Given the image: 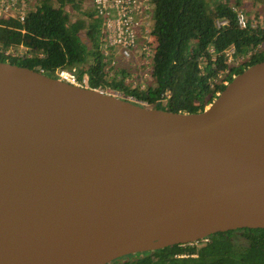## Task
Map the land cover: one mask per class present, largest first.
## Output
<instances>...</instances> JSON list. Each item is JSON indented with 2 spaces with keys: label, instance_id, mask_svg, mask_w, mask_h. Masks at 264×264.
<instances>
[{
  "label": "water",
  "instance_id": "95a60500",
  "mask_svg": "<svg viewBox=\"0 0 264 264\" xmlns=\"http://www.w3.org/2000/svg\"><path fill=\"white\" fill-rule=\"evenodd\" d=\"M264 229V61L199 113L0 61V264H111Z\"/></svg>",
  "mask_w": 264,
  "mask_h": 264
},
{
  "label": "trees",
  "instance_id": "16d2710c",
  "mask_svg": "<svg viewBox=\"0 0 264 264\" xmlns=\"http://www.w3.org/2000/svg\"><path fill=\"white\" fill-rule=\"evenodd\" d=\"M260 1L264 5V0ZM153 2L157 46L150 68L152 81L147 82L144 90L131 88L124 80L108 81L100 51V21L95 12L82 11V4L76 0H40L36 11L24 23L10 20L0 26L1 46L24 45L35 55L31 59H18L1 54L0 61L36 71L44 69L50 77L60 67L80 68L91 62L93 87H112L150 108L175 113L202 112L226 86L212 88L200 65L204 64L206 71L216 75L227 68L221 55L224 50L235 46L241 54L253 51L264 45V31L241 29L229 6L230 0ZM234 2L241 6V0ZM76 10L82 16L72 21ZM225 20L228 25L218 27L217 22ZM212 48L217 54L215 62L210 54ZM263 61L264 47L235 73L239 75ZM120 75L125 78L130 72L122 67ZM111 264H264V229L218 233L198 244L129 255Z\"/></svg>",
  "mask_w": 264,
  "mask_h": 264
},
{
  "label": "built area",
  "instance_id": "2783aa9c",
  "mask_svg": "<svg viewBox=\"0 0 264 264\" xmlns=\"http://www.w3.org/2000/svg\"><path fill=\"white\" fill-rule=\"evenodd\" d=\"M40 0H0V26L10 20L24 23L30 13L36 11ZM236 14L238 25L241 29H262L264 31V8L258 10L255 15L248 16L242 6L232 2L229 4ZM93 8L96 18L100 21V51L105 64V72L108 81L124 80L131 88L144 90L147 82L152 81L150 68L155 56L157 39L153 33L155 5L153 0H93ZM218 27L228 25V21H218ZM257 49L241 54L235 46L224 50L227 68L216 75L206 71L204 64L200 65L202 75L209 79L212 88L216 85L227 86L231 79L236 77L235 70L244 65L252 56L261 50ZM10 58L31 59L35 55L24 45L4 48L0 45V55ZM213 61L217 59L216 51L210 49ZM43 57V55L41 56ZM91 62L79 67H60L55 70L54 77L61 82L101 91L116 97L127 98L143 106L145 102H139L134 97H125L120 92L109 86L93 87L90 74ZM129 70L130 75L122 78L120 68ZM217 67L214 66V69ZM46 75L44 69L40 70ZM219 96L220 93H217Z\"/></svg>",
  "mask_w": 264,
  "mask_h": 264
},
{
  "label": "rangeland",
  "instance_id": "374dc122",
  "mask_svg": "<svg viewBox=\"0 0 264 264\" xmlns=\"http://www.w3.org/2000/svg\"><path fill=\"white\" fill-rule=\"evenodd\" d=\"M234 1L235 0H230L231 3ZM76 2L82 4V11L88 10V7L90 6L89 0H85V1L76 0ZM241 6L246 11V13L249 14L251 18L253 15L256 14V12H258V10H261L264 7V5L261 4L260 0H241ZM78 16H82L80 11L79 10L74 11L73 17H75L76 19Z\"/></svg>",
  "mask_w": 264,
  "mask_h": 264
},
{
  "label": "crops",
  "instance_id": "0c3cea01",
  "mask_svg": "<svg viewBox=\"0 0 264 264\" xmlns=\"http://www.w3.org/2000/svg\"><path fill=\"white\" fill-rule=\"evenodd\" d=\"M89 7H88V11H92L94 13V8H93V0H89ZM75 19V17L72 18V21Z\"/></svg>",
  "mask_w": 264,
  "mask_h": 264
}]
</instances>
